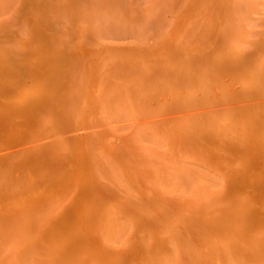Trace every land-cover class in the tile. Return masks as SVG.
Returning a JSON list of instances; mask_svg holds the SVG:
<instances>
[{"label": "rangeland", "instance_id": "374dc122", "mask_svg": "<svg viewBox=\"0 0 264 264\" xmlns=\"http://www.w3.org/2000/svg\"><path fill=\"white\" fill-rule=\"evenodd\" d=\"M194 1L0 0V173L2 174H0V220L2 219L0 239L5 240L3 238L7 237L6 239L11 238L12 241L14 239L22 241L26 238L23 244L33 245V264H64V262L69 264L67 261H73L77 251L83 252L81 256L86 253L84 257H88L86 260L75 259L80 264L82 260L85 262L89 259L93 264H98V260H101L102 264H162L164 257L169 262L173 261L170 264H179L180 256L182 264H210L219 259L220 264H264V258L259 254L245 255L253 249L251 247L253 245L264 248V237H262L264 236L262 232L264 230V114L260 112V108L251 106L259 104V101L264 99V79L258 81L256 75L253 80L246 79L250 84L246 86V81L244 85L242 84V74L234 78L219 67H215L216 58L220 57L218 54H224L227 49L228 51H225L227 54L231 50H236L231 55L232 65L236 56L248 57L247 64L251 69L256 72L261 68L264 69V54L261 53L262 50L260 52L257 50L260 46V48L264 47V0H223L219 9L227 8L226 10L232 11L227 14H215L216 9L213 5L218 8L217 4L220 2L212 1L211 5L202 7L204 5L200 6L197 1L198 6L194 3L198 7L196 8L192 5ZM209 6H212V9ZM109 26L111 28L108 29ZM234 39L239 42L234 44ZM217 41L220 42L219 45ZM216 51L219 53L217 54ZM210 77L213 79H209ZM127 86L131 91H127ZM238 90L257 92L261 99H238L233 94V91L238 92ZM118 95L120 98H114ZM66 97L70 101L68 104ZM119 99L124 100L123 103L128 102L124 103L125 108ZM67 105L71 108L70 111L65 109ZM117 105L122 108H119V112L115 111ZM102 106L106 108L103 109ZM101 108L106 110L105 113ZM249 108L252 119H261L258 123L259 131L256 133L246 122L237 120L233 125L231 121L228 122L230 119L228 112ZM40 116L47 118V121L43 118L46 123L49 122V124L45 123L46 127ZM155 127L157 132L153 129ZM55 139L61 148L55 147ZM87 141L91 144L88 142L89 144L86 145ZM166 141L172 144L169 146ZM182 141L183 143L180 144ZM188 142L193 143L189 147L193 146L195 148L193 152L201 158L203 154L208 153L203 159L199 156L200 160L204 161L203 166L200 161H196L195 156L198 158V155L191 152L193 148H187ZM201 145L208 150L205 151L204 147H200ZM154 152L156 153L153 154ZM146 154L150 155L146 156ZM89 155L95 156L96 159L102 158L103 163L99 160L100 166H93L91 158H88ZM83 156L88 160H84ZM146 159L153 162H147ZM144 161L147 163L145 170ZM61 163H66L63 164L64 169ZM138 163H141V167ZM148 163L151 164L153 172L149 171L151 168ZM61 169L70 172H66V175ZM91 169H95V172L90 171ZM113 169L114 171H111ZM143 170L148 172L145 173ZM214 170L219 174H215ZM70 173L72 178L75 176L72 179L74 189L71 185ZM221 173L223 175H220ZM18 175L20 178L17 177ZM222 176L225 177L224 181ZM145 177L147 179L149 177L150 181ZM215 177L216 183L223 181V185L218 186V184V187H213L216 185ZM219 178L221 180L217 181ZM65 181H69V184ZM74 181L77 183L73 184ZM225 181L227 183L224 185ZM12 185L13 189H11ZM149 185L153 186L152 193L154 191L159 193L163 203L157 200V192L155 193L157 197L150 193L152 189ZM65 186L67 187L64 188ZM148 187L150 191L147 190ZM198 187L204 189L209 187L210 190L203 189L204 196L200 200L192 201L197 191L203 192ZM7 188L12 192L10 193ZM60 188L61 191L65 189L64 194L68 188L72 189L67 191L69 200V197L65 199L67 193L57 195L56 192ZM53 190L55 191L52 192ZM61 191H58V194ZM217 191L219 192L216 193ZM61 195L64 198H61ZM162 195L164 197H161ZM237 196L243 200H239ZM53 198L60 199L59 206H63L58 209L59 211L56 210L58 211L56 214L48 212L50 214L44 215L46 218H40L46 222L43 228L44 222L42 220L39 222V216L37 217L36 214L39 215L40 210L47 208L46 205H49ZM214 199H216L214 203L218 204L217 212L207 213V208L212 210L207 201L213 202ZM244 200L246 205H243ZM40 203L42 205L47 203L46 207L41 209ZM64 203L69 204L65 206ZM170 205L178 210H174ZM64 207L67 212H61L65 216L68 214L66 221L62 218L64 216L60 217L62 214L57 216ZM109 207L113 209L112 212L106 210L110 209ZM30 209H33L32 218H29V212L26 213ZM132 210L146 220L140 219L139 215L137 217ZM179 210L183 211L179 213ZM92 213L93 216H89ZM108 213L113 215L119 227L126 228L124 223L128 227L127 231H122L123 229L117 231V236H120L117 239L114 235L116 238V240L113 238L114 242H110L112 239L109 242L106 240L113 246L110 248V253L107 248L109 246L105 248L106 241L104 246L100 241L101 238L96 234L98 232L95 231L103 224L104 215ZM229 213L232 215L230 216ZM15 215H19L17 221L14 219ZM86 215L87 218L84 217ZM54 218L62 222L59 224L62 225L61 229L66 226V229L63 228L66 233L61 231L65 234L57 232L60 227H55L57 229L55 231L54 225L57 223H54L57 219ZM196 218L202 222L196 220L198 224L192 223ZM3 219L7 225L3 223ZM9 219L10 221H7ZM52 221L54 225L50 224ZM34 222L42 224L41 227L34 224L41 229L34 230ZM100 223L102 224L99 225ZM203 223H208L216 230L211 234L210 230H205ZM229 223L235 224L233 225L236 231L235 240L223 239V247L220 244L214 245L216 252L208 241L221 234L220 228L223 229ZM19 224L21 225L18 226ZM22 224H26L23 233L27 237L19 240L21 236L15 226L20 227L21 231ZM3 225L8 229L2 227ZM158 226L166 234L165 239L163 234L160 235ZM199 231L210 236L207 241L208 247L207 243L197 238L198 235H191ZM10 232L11 236L8 235ZM100 233L101 231L98 235ZM138 233L142 236H138ZM16 234L20 237L13 238ZM74 238L84 241L82 244L85 249L78 248L80 245L76 246ZM168 239H170L169 244H167ZM79 240L76 242L80 244ZM64 242L67 245L65 250L69 249L68 253L71 252L70 248L73 250V253L69 254L73 259L67 253L61 254L65 252ZM141 242L145 243L146 250H150H148L149 257L143 255L147 252H144V247L141 248ZM241 242L242 246L239 245ZM95 243L98 247H102L99 251ZM200 243L205 245H198ZM249 243L254 244L250 246ZM86 244L91 246L87 247ZM42 245L44 248L53 247L56 250L51 252L50 249L51 253L48 254L47 249L45 248L44 251ZM93 245L96 252L91 248ZM245 245L250 250L243 251ZM0 249L3 251L1 246ZM90 249L96 255L93 256ZM223 249H229L225 261L222 257L226 256L219 255ZM237 249L244 256L236 254ZM59 251L61 255H58ZM170 251H173L174 256ZM1 252V260L11 257L9 251L4 252V254L8 252L7 255ZM89 252L91 255L88 256ZM207 253H210L209 260ZM66 254L69 258H64ZM55 255L59 262L55 260ZM92 257H96V260ZM260 257L262 263L259 261Z\"/></svg>", "mask_w": 264, "mask_h": 264}, {"label": "bare ground", "instance_id": "6f19581e", "mask_svg": "<svg viewBox=\"0 0 264 264\" xmlns=\"http://www.w3.org/2000/svg\"><path fill=\"white\" fill-rule=\"evenodd\" d=\"M174 1H175V0H174ZM187 1H188V0H187ZM187 1L185 0V2H187ZM190 1L192 2V1H194V0H190ZM197 1H199L200 6H201V5H204V6H202V7H205V5H206V6H207V5H211L212 3H210V2H212V1H214V2L217 1L218 3L220 2V4H217L218 8H217L216 6L213 5V8L216 9V10L214 11L215 14H216V13L227 14V13H230L229 11H231L230 9L226 10L227 8H226L225 10H224V9H223V10L219 9V7H220V8L222 7V5H221L222 3H221V2H222L223 0H196V2H197ZM191 2H190V4H191ZM196 2L194 1L192 5L195 6L196 8H198V7H197L198 4H197ZM172 3L174 4L173 1H172ZM194 3H196L197 6H196ZM183 4H184V3H183ZM183 4H182V5H183ZM190 4H189V5H190ZM10 5H11V4H10ZM187 5H188V4H187ZM189 5H188V6H189ZM192 5H191V6H192ZM236 5H237V4H236ZM209 7H211V9H212V6H209ZM8 8H10V7H8ZM180 8H181V6H180ZM189 8H190V7H189ZM189 8H188V9H189ZM3 9H4V8H3ZM74 9H75V8H74ZM211 9H209V10H211ZM4 11H6V10H4ZM8 11H9V10H8ZM187 11H188V10H187ZM86 12H87V11H86ZM188 12H189V11H188ZM192 12H193V10H192ZM231 12H232V11H231ZM72 13H73V12H72ZM2 14H3V13H2ZM189 14H190V13H189ZM191 14H192V13H191ZM221 14H220V15H221ZM181 15H182V14H181ZM192 15H193V14H192ZM193 16H194V15H193ZM125 18H126V16H125ZM43 19H46V18H43ZM40 20H41V19H40ZM86 20H87V19H86ZM121 20H122V19H121ZM182 20H183V18H182ZM87 22H88V21H87ZM24 23H25V22H24ZM37 23H39V22H37ZM52 24H53V23H52ZM54 24H55V23H54ZM44 25H46V24H44ZM100 26H101V25H100ZM109 28H111V27L109 26L108 29H109ZM49 29H50V28H49ZM58 29H59V28H58ZM53 31H54V28H53ZM108 31H109V30H108ZM97 32H98V30H97ZM119 32H120V31H119ZM103 33H104V32H103ZM110 33H111V32H110ZM61 34H62V33H61ZM96 34H98V33H96ZM96 34H95V35H96ZM229 38H230V37H229ZM51 40H52V39H51ZM238 42H239V41H235V39H234V44H237ZM232 43H233V42H232ZM219 44H220V42L218 43V41H217V45H219ZM50 45H51V42H50ZM258 46H260V44H259ZM229 47H230V46H229ZM229 47H226V48L230 49ZM256 47H257V46H256ZM260 47H261V46H260ZM260 47H258L257 50H258L259 52L262 50L261 53L264 54V47H262V48H260ZM213 48H214V47H213ZM250 48H251V47H250ZM250 48H249V49H250ZM219 49H221V48H219ZM212 50H215V49H212ZM221 50H222V49H221ZM221 50H218V49H217V51H219L220 53L222 52ZM217 51H216V53L218 54L219 52H217ZM225 51H228V50L226 49ZM225 51H224V54H222V55H219V54H218V56H220V57H217V55H216V57H217V58H216V60H217V61H216L217 64L215 65V67H219V68H220L221 70H223L225 73L231 74L232 77H234V76L237 77L238 75L240 76V75L242 74V75H241V77H242V80H241V81H242V84H243V85H244V82L246 81V79L249 80V78L252 79L253 77L256 78V77L258 76V77H257V78H258V81H260V80L262 81V79H264V69L261 68L260 71L258 70L257 72H256V70L251 69V68H250V65L247 64L248 57H239V56H236V57H235L236 59L234 60L233 65H232V64H231V62H232V61H231V55H233V54L236 52V50H234V51L231 50L232 52L230 51V53H228V54H227V52H225ZM258 51H257V52H258ZM239 52H240V51H239ZM239 52H238V53H239ZM249 52H251V51H249ZM253 52H254V50H253ZM251 53H252V52H251ZM251 53H247V54H251ZM245 54H246V53H245ZM248 56H249V55H248ZM214 59H215V58H214ZM208 63H209V62H208ZM78 64H82V63H81V62H78ZM205 64H207V62H206ZM214 64H215V63H214ZM214 64H212V65H214ZM251 64H252V63H251ZM122 65H123V64H122ZM122 65H121V66H122ZM201 65H202V64H201ZM203 65H204V64H203ZM210 65H211V64H210ZM119 66H120V65H119ZM54 67H55V66H54ZM205 67H207V66H205ZM222 67H223L224 69H223ZM251 67H252V65H251ZM130 68H131V67H130ZM203 68H204V66H203ZM208 68H210V67H208ZM19 69H20V68H19ZM19 69H18V71H19ZM74 69H75V68H73V71H74ZM76 69H77V68H76ZM124 69L126 70L125 66H124ZM124 69H123V71H124ZM204 70H207V69H204ZM211 70H212V69H211ZM22 71H23V69H22ZM208 71H209V69L207 70V72H208ZM74 72H75V71H74ZM210 72H211V71H210ZM76 73H77V71H76ZM126 73H127V72H126ZM134 73H135V72H133V74H134ZM159 73H160V72H159ZM74 74H75V73H74ZM135 74H136V73H135ZM136 75H137V74H136ZM170 75H171V74H170ZM256 75H257V76H256ZM205 76H207V75H205ZM255 76H256V77H255ZM73 77H74V76H73ZM75 77H78V76L75 75ZM136 77H137V76H136ZM207 77H208V76H207ZM235 77H234V78H235ZM147 78H148V76H147ZM103 79H104V78H103ZM194 79H195V78H194ZM205 79H207V78L205 77ZM209 79H213V78L210 77ZM243 79H244V80H243ZM77 80H78V78H77ZM98 80H99V79H98ZM100 80H102V79H100ZM141 80H142V78H141ZM146 80H147V79H146ZM248 80H247V81H248ZM252 80H253V79H252ZM79 81H80V80H79ZM204 81H205V80H204ZM212 81H213V80H212ZM247 81H246L247 84H245L246 86H247V85H250ZM250 81H251V80H250ZM250 81H249V82H250ZM72 82H73V81H72ZM101 82H102V81H101ZM104 82H105V81H104ZM13 83H14V82H13ZM75 83H77V81H76ZM75 83H74V84H75ZM79 83H80V82H79ZM257 83H258V82H257ZM100 84H102V83H100ZM251 85H252V84H251ZM102 86H103V85H102ZM246 86H245V87H246ZM4 87H5V86H4ZM117 87H118V86H117ZM117 87H116V88H117ZM127 87H128V86H127ZM127 87H126V89H127ZM242 87H243V86H242ZM101 88H102V87H101ZM116 88H114L113 91H115ZM239 88H240V87H239ZM239 88H238V89H239ZM119 89H120V88H119ZM121 89H122V88H121ZM98 90H99V89H98ZM128 90L131 91V90L129 89V87H128L127 91H128ZM7 91H8V90H7ZM102 91H104V89H103ZM109 91H110V90H109ZM122 91H124V90H122ZM127 91H124V92H127ZM238 92H239V90H238ZM238 92L233 91L234 96H235L236 98H238V99L255 98V99L257 100V99L260 98V96H259V94H257V92H253V91H250V90H244V91L242 90V91H240L239 93H238ZM112 93H113V92H112ZM117 93H118V92H117ZM121 93H122V92H121ZM128 93H130V92H128ZM230 93H231V92H230ZM261 93H262V92H261ZM25 94H27V92H26ZM103 94H104V92H103ZM75 95H76V94H75ZM119 95H120V94H119ZM119 95L116 96V97H114V98L119 97ZM123 95L126 96L125 93H123ZM130 95H131V93H130ZM132 95H133V94H132ZM19 96H20V95H19ZM77 96H78V95H77ZM121 96H122V94H121ZM134 96H135V95H134ZM52 97H53V96H52ZM106 97H107V96H105V98H106ZM122 97H123V96H122ZM136 97H137V95H136ZM136 97H135V98H136ZM241 97H242V98H241ZM53 98H54V97H53ZM66 98H68V97H66ZM75 98H76V97H74V99H75ZM119 98H120V97H119ZM123 98H125V97H123ZM123 98H122V99H123ZM71 99H72V98H71ZM108 99H109V98H108ZM108 99H107V100H108ZM137 99H138V98H137ZM260 99H261V98H260ZM76 100H77V99H76ZM78 100H79V99H78ZM103 100H104V98H103ZM119 100H120V99H119ZM256 100H255V101H256ZM65 101H66V100H65ZM72 101H73V100H72ZM104 101H105V100H104ZM110 101H111V100H110ZM115 101H116V100H115ZM117 101H118V100H117ZM117 101H116V102H117ZM123 101H124V100H122V101L120 100V102H122V104H124L125 102H126V104L128 103L127 101H125V102L123 103ZM68 102L70 103L69 98L67 99V102H66V103L68 104ZM106 102H107V101H106ZM106 102H105V103H106ZM133 102H134V100H133ZM133 102H132V103H133ZM259 102H260L259 104H254V105H251V106H253V107L257 108V109L260 108V110H261L260 112H262V114H264V99H262V101L260 100ZM109 103H110V102H109ZM111 103H112V102H111ZM97 104H98V103H97ZM120 104H121V103H120ZM120 104H119V106H120ZM122 104H121V106H122ZM134 104H135V102H134ZM134 104H132V105H133L132 108L135 110V108H134ZM64 105H66V104H64ZM70 105H74V104H70ZM100 105H101V104H100ZM103 105H105V104H103ZM95 106H96V105H95ZM117 106H118V105H117ZM119 106H118L117 109H115V111H118V112H119V108L121 107V106H120V107H119ZM135 106H136V105H135ZM102 107H103V109L106 108V106H102ZM125 107H126V105L124 104V105H123V108H125ZM60 108H62V107H60ZM109 108H110V107H109ZM65 109H67V111H70L69 109H71V108H68V105H67V106L65 107ZM101 109H102V108H101ZM103 109H102V110H103ZM120 109H122V108H120ZM127 109H128V108H127ZM127 109H126V110H127ZM107 110H108V109H107ZM236 110H237V109H236ZM236 110H235V111H232V112H228L229 114L227 113L228 116H229V118H230L228 122L231 121V122H232L231 125L235 124V122L238 120L239 122H240V121H242V122H246V124H248V125L250 126V128L253 130V132L256 133L257 131H259V130H258V123H259V121H260L261 119H252L251 116H250V111H251L250 108H249V109H239V111H238V110L236 111ZM252 110H253V109H252ZM67 111H66V112H67ZM103 111H104V110H103ZM105 111H106V110H105ZM105 111H104V113H105ZM219 111H221V109H219ZM258 111H259V110H258ZM47 112H48V111H47ZM59 112L61 113V111H59ZM74 112H75V111H74ZM120 112H121V111H120ZM49 113L51 114V116L53 115L50 111H49ZM106 113H107V112H106ZM42 114H43V113H42ZM42 114H41V115H42ZM44 115H45V114H44ZM44 115H42V116H44ZM119 115H120V114H118V116H119ZM125 115H126V114H125ZM47 116H49V114H47ZM64 116H66V114H65ZM71 116H72V114H71ZM123 116H124V115H123ZM228 116H227V117H228ZM40 117H41V116H40ZM49 117H50V116H49ZM49 117H48V119H49ZM72 117H73V116H72ZM121 117H122V116H121ZM43 118H44V117H41L40 119L44 121L43 123H44V126H45V123H46V121H47V118H44V119H46V121H45ZM38 119H39V118H38ZM67 119H68V118H67ZM41 120H39V121H40V124H41ZM50 120H51V119H50ZM70 120H71V118H70ZM70 120H68V121H70ZM89 120H90V119H89ZM35 121H36V120H35ZM212 121H214V120H212ZM90 122H91V121H88V123H90ZM47 123L49 124V122H47ZM47 123H46V124H47ZM72 124H73V123H72ZM213 124H214V123H213ZM227 124H228V123H227ZM256 124H257V125H256ZM67 125H69V124L67 123ZM70 125H71V124H70ZM70 125H69V127H70ZM165 125H166V124H165ZM172 125H173V124H172ZM4 126H5V125H4ZM46 126H47V125H46ZM46 126H45V127H46ZM71 126H72V125H71ZM84 126H86V125H84ZM89 126H91V125H89ZM220 126H221V125H220ZM225 126H226V125H225ZM6 127H7V126H6ZM13 127H14V126H13ZM67 127H68V126H67ZM150 127H151V126H150ZM72 128H73V126H72ZM146 128H147V127H146ZM14 129H15V128H14ZM38 129H39V128H38ZM153 129H154L156 132L158 131V130L156 129V127L153 128ZM229 129H230V128H229ZM22 130H23V129H22ZM159 130H161V129H159ZM23 131H24V130H23ZM67 131H68V130H67ZM69 131H71V130H69ZM69 131H68V132H69ZM168 131H169V130H168ZM39 132H40V131H39ZM42 133H44V132H42ZM47 133H50V132H47ZM154 133H155V132H154ZM173 133H174V132H173ZM211 133H212V132H211ZM220 133H221V132H220ZM44 134H45V133H44ZM59 134H60V133H59ZM61 134H62V133H61ZM61 134H60V135H61ZM43 136H44V135H43ZM164 136H165V135H164ZM48 137H49V136H48ZM71 137H72V136H71ZM190 137L192 138L191 135H190ZM56 138H57V137H56ZM65 138H66V136H65ZM65 138H64V139H65ZM167 138H168V137H167ZM69 139H70V138H69ZM72 139L74 140V138H72ZM82 139H83V138H82ZM57 140H58V139H57ZM59 140H60V139H59ZM65 140H67V138H66ZM73 140H72V141H73ZM161 140H162V139H161ZM69 141H70V140H69ZM162 141H163V140H162ZM55 142H56V139H55ZM88 142H89V141H87L86 145L90 143V142H89V143H88ZM56 143H57V144H56ZM56 143H54V144L56 145L55 147L58 146V147H57L58 149L61 148V147H60L61 145H58L59 142L57 141ZM166 143L169 144V146H170V144H172V142L170 143V141H169V142L166 141ZM181 143H183V141L180 142V144H181ZM212 143H213V142H212ZM60 144H61V143H60ZM90 144H91V143H90ZM164 144H165V143H164ZM192 144H193V143H192ZM192 144H190V143L188 142V146H187V148H190V149L193 148V146H192V147H189V145L191 146ZM233 144H234V143H233ZM184 145H185V144H183V146H184ZM83 146H84V145H83ZM177 147H178V146H177V144H176V148H177ZM184 147L186 148V146H184ZM200 147H204V146L201 145ZM42 148H43V147H42ZM57 148H56V149H57ZM154 148H155V147H154ZM181 148H182V147H181ZM185 148H183V149H185ZM58 149H57V150H58ZM151 149H153V148H150V150H151ZM178 149H179V148H178ZM194 149H195V148L191 149V150H192L191 152H193ZM201 149H202V148H201ZM204 149H205V147H204ZM0 150H1V149H0ZM57 150H56V153L58 152ZM153 150H154V149H153ZM153 150H152V151H153ZM158 150H159V149H158ZM158 150H157V151H158ZM187 150H188V149H187ZM207 150H208V149H205V151H207ZM233 150H234V149H233ZM239 150H240V149H239ZM43 151H44V148H43ZM59 151H61V150H59ZM145 151H146V149H145ZM147 151H149V150H147ZM155 151H156V149H155ZM196 152H197V150H196ZM59 153H63V152H59ZM146 153H147V152H146ZM150 153H151V152H150ZM155 153H156V152H154L153 154H155ZM193 153H194V152H193ZM198 153H199V152H198ZM18 154H19V153H18ZM151 154H152V153H151ZM194 154H195V153H194ZM200 154H201V151H200ZM205 154H208V153H205ZM205 154H203V156H204ZM19 155H20V154H19ZM149 155H150V154H148V155L146 154V156H149ZM156 155H158V153H157ZM195 155H198V154L196 153ZM212 155H213V154H212ZM90 156H91V157H90ZM199 156H200V155H198V158H196V156H195V159H197V160H196L197 162L200 161L201 164H202L201 166H203V162H204V161L202 162V161L200 160L201 156H200V158H199ZM203 156H202L201 159H203ZM205 156H208V155H205ZM222 156H223V155H222ZM81 157H82V156H81ZM83 157H84V156H83ZM85 157H86V156H85ZM85 157H84V158H85ZM87 157H88V156H87ZM193 157H194V155H193ZM219 157H220V156H218V158H219ZM68 158H69V157H68ZM84 158H83V159H84ZM88 158H91L90 160H91L92 163H93L92 165L95 166V167H97L98 165L100 166V164L98 163L99 160H100V161H99L100 163H101V160H102V163H103V159H102L101 157H100L101 159H99V157H98V159H96L95 156L92 157V155H89ZM88 158H87V159L85 158L84 160H88ZM142 158H143V157H142ZM142 158H141V159H142ZM214 158H215V157H214ZM214 158H213V159H214ZM222 158H223V157H222ZM83 159H82V160H83ZM94 159H95V160H94ZM191 159H193V158H191ZM11 160H12V159H11ZM11 160H10V161H11ZM13 160H14V159H13ZM69 160H70V159H69ZM82 160H81V161H82ZM96 160H97V161H96ZM146 160H148L147 162L150 161V163L153 162V161H151V160H149V159H146ZM204 160H205V161H210L211 159H210V160H206V159H204ZM224 160H226V159H224ZM231 160H232V159H231ZM71 161H72V160H71ZM95 161H96V162H95ZM106 161H107V159H106ZM106 161H105V162H106ZM111 161H112V160H111ZM136 161H138V160H136ZM228 161H229V160H228ZM60 162H61V161H59V163H60ZM74 162H76V161H74ZM77 162H78V161H77ZM142 162H143V161H141V163H142ZM215 162H217V161H215ZM70 163H71V162H70ZM95 163H96L97 165H95ZM115 163H116V162H115ZM115 163H113V164H115ZM141 163H140V164H141ZM150 163H148V166L150 165L149 167L151 168L149 171L153 172V171H152L153 168L151 167V164H150ZM211 163H212V162H211ZM220 163H222V162H220ZM235 163H236V162H235ZM10 164H11V162H10ZM57 164H58V163H57ZM61 164L63 165V164H66V163H61ZM138 164H139V163H138ZM140 164H139V165H140ZM146 164H147V163L144 161V163H143V166L145 165L144 168H143V166H142V168H143L144 170H145ZM213 164H214V163H213ZM59 165H60V164H59ZM104 165H105V164H103V166H104ZM106 165H107V164H106ZM139 165H138V167H139ZM198 165H200V164H198ZM211 165H212V164H211ZM235 165H236V164H235ZM66 166H67V165H66ZM66 166H65V169H67ZM101 166H102V165H101ZM107 166H108V165H107ZM153 166H154V165H153ZM205 166H207V165H205ZM78 167H79V166H78ZM104 167H106V166H104ZM115 167L117 168V166H115ZM140 167H141V165H140ZM140 167H139V168H140ZM223 167H224V166H223ZM61 168H62V166H61ZM100 168H103V167H100ZM139 168H136V169H139ZM142 168H141V169H142ZM215 168H216V167H215ZM10 169H11V168H10ZM58 169H60V168H58ZM63 169H64V165H63ZM70 169H71V168H70ZM79 169H80V168H79ZM111 169H112V168H111ZM114 169H115V168H114ZM114 169L111 170V171H114ZM209 169H210V168H209ZM234 169H235V168H234ZM236 169H237V168H236ZM75 170H76V169H75ZM92 170L94 171L95 169H91L90 171H92ZM139 170H140V169H139ZM139 170H138V171H139ZM144 170H143V172H145V173L148 172V171H144ZM147 170H148V169H147ZM212 170H213V168H212ZM221 170H222V169H221ZM221 170H220V171H221ZM59 171H60V170H59ZM61 171H63V170L61 169ZM68 171H69V170H68ZM68 171L65 170V171H63V173H64V172H65V173H66V172L68 173ZM81 171H82V170H81ZM98 171H99V170H98ZM140 171H141V170H140ZM167 171H168V170H167ZM170 171H171V170H170ZM181 171H183V169H182ZM214 171L216 172V170H214ZM217 171H219V170H217ZM224 171H226V170H224ZM224 171H223V174H224ZM2 172H3V171H2ZM10 172H11V171H10ZM69 172H70V171H69ZM74 172H76V171H74ZM78 172H79V171H77V173H78ZM88 172H89V171H88ZM94 172H95V171H94ZM115 172H116V170H115ZM151 172H149L148 175H150ZM157 172H158V171H157ZM47 173H48V172H47ZM67 173H66V175H67ZM85 173H86V172H85ZM96 173H97V172H96ZM155 173H156V171H155ZM212 173H213V171H212ZM0 174H1V173H0ZM19 174H20V173H19ZM57 174H59V173H57ZM100 174H101V173H99V175H100ZM112 174H113V173H112ZM164 174H165V173H164ZM190 174H192V172H191ZM215 174H219V172H218V173L216 172ZM223 174L221 173L220 175H223ZM1 175H2V174H1ZM28 175H29V174H28ZM78 175H79V174H78ZM155 175H156V174H154V176H155ZM208 175H209V174H208ZM220 175H219V177H221ZM21 176H23V175H21ZM63 176H64V174H63ZM69 176H71V173H70ZM156 176H157V175H156ZM165 176H166V175H165ZM165 176H164V177H165ZM209 176H210V175H209ZM211 176H213V175H211ZM9 177H10V176H9ZM17 177L20 178L19 175H18ZM17 177H16V178H17ZM23 177H24V176H23ZM74 177H75V176H73V178H72V176H71V185H72V179H74ZM97 177H98V176H97ZM141 177H142V176H141ZM54 178H55V176H54ZM62 178H63V177H62ZM65 178H67V177H65ZM68 178H69V180H70V177H68ZM78 178H79V177H78ZM78 178H76V180H78ZM145 178H146V177H145ZM60 179H61V178H60ZM92 179H93V178H92ZM146 179H147V178H146ZM215 179H217V178L215 177L214 180H215ZM222 179H223V181H224V180H225V177L222 176ZM53 180H54V179H53ZM57 180H58V179H57ZM79 180H80V179H79ZM79 180H78V181H79ZM138 180H139V178H138ZM147 180L150 181L149 177H148ZM214 180H213V181H214ZM220 180H221V179L219 178V180H217V181H220ZM7 181H8V180H7ZM15 181H16V180H15ZM223 181L220 182V183H216V180H215L216 185L213 184V185H214L213 187H218V186H220V185L223 183ZM19 182H20V181H19ZM19 182H18V183H19ZM41 182H43V181H41ZM54 182H55V181H54ZM65 182H66V181H65ZM75 182L77 183V181H74L73 184H75ZM142 182H143V181H142ZM20 183H21V182H20ZM66 183L69 184V181L66 182ZM66 183H65L64 185H66ZM145 183H146V182H145ZM226 183H227V182L225 181L224 185H225ZM10 184H11V183H10ZM10 184H9V185H10ZM38 184H39V182H38ZM78 184H79V183H78ZM218 184H219V185H218ZM9 185H8V186H9ZM13 185H15V184L13 183ZM13 185H12V186H13ZM21 185L23 186V184H21ZM56 185H57V184H56ZM124 185H126V184H124ZM217 185H218V186H217ZM222 185H223V184H222ZM6 186H7V185H6ZM67 186H68L69 188H71L70 185H67ZM67 186H65L64 188H66ZM121 186H122V185H121ZM226 186H227V185H226ZM56 187H57V186H56ZM60 187H61V186H60ZM62 187H63V186H62ZM72 187H73V189H74V186H73V185H72ZM149 187H151V185H149ZM149 187H148V189H147V188H146V189L150 191V188H149ZM152 187H153V186H152ZM152 187H151V189H152ZM222 187H224V186H222ZM222 187H221V188H222ZM13 188H14V186H13L11 189H13ZM21 188H22V187H21ZM21 188H20V189H21ZM28 188H30V187H28ZM69 188H68V190H67V189H66V190H67V191L72 190V189H69ZM95 188H96V187H95ZM121 188H122V187H121ZM123 188H124V187H123ZM123 188H122V189H123ZM125 188H126V187H125ZM5 189H6V187H5ZM8 189L10 190V193H11V192H12L11 189H10V188H7V190H8ZM26 189H27V188H26ZM186 189H187V187H186ZM198 189H202L203 192H201V191H197V193L194 194V196H195V195H196V196L192 198V201H193V200H200V199L204 196L203 193H205V191H204L205 189H207L208 191L210 190L209 187H208V188H205V189H204V188H199V187H198ZM203 189H204V190H203ZM48 190H49V189H48ZM63 190H65V189H63ZM63 190L61 191V188H60V189L58 190V191H61V192H59V194H58V191L56 190V191H57V192H56L57 195L60 196V193H63ZM96 190H97V189H96ZM123 190H125V189H123ZM147 190H145V191H147ZM221 190H222V189H220V191H221ZM54 191H55V190H53L52 192H54ZM67 191H66V193H67ZM74 191H75V190H74ZM16 192H17V191H16ZM25 192H26V191H25ZM28 192H29V191H28ZM52 192H51V194H53ZM64 192H65V191H64ZM152 192H153V189H152V191H151L150 193H152ZM156 192H157V191H154V193H152V194H153V196H155V197L158 196V197H157V198H158L157 200H160V198H159L160 195H159L158 192H157V193H156ZM190 192H192V191H190ZM195 192H196V190H195ZM218 192H219V191H217L216 193H218ZM49 193H50V192H49ZM66 193H65V194L63 193V195H66ZM155 193L158 194V195L156 196ZM193 193H194V192H193ZM16 194H17V193H16ZM25 194H26V193H25ZM147 194H148V193H147ZM152 194H151V195H152ZM189 194H190V193H189ZM13 195H14V194H13ZM63 195H61V198H64V197H62ZM67 195H68V196H67ZM67 195H66L65 199H66L67 197H69V192L67 193ZM71 195H73L72 197H74L73 192H71ZM50 196H51V195H50ZM59 196H58V197H59ZM47 197H49V196H47ZM56 197H57V196H56ZM141 197H142V196H141ZM151 197H152V196H151ZM155 197H154V198H155ZM161 197H164V195H162ZM184 197H185V196H184ZM237 197H238V196H237ZM136 198H138V197H136ZM233 198H234V196H233ZM235 198H236V197H235ZM238 198H239V197H238ZM29 199H30V198H29ZM69 199H70V197L68 198V200H69ZM138 199H139V198H138ZM150 199H151V198H150ZM244 199H245V197H244ZM135 200H136V199H135ZM157 200H156V201H157ZM180 200H181V199H180ZM215 200H216V199H214L213 202L210 201V200L207 201V204H209V205L212 207V210H210L209 208H207V210H208L207 213H211V214H212V212H214V211L217 212L218 204H217V203H214ZM217 200H218V199H217ZM239 200H241V198H239ZM242 200H243V199H242ZM242 200H241V201H242ZM59 201H60V199H58V198H53V199H51V202L49 203V205H48L47 203H46L47 205L45 204L46 206L49 207V209H48V207L45 208L46 206H45L44 204L42 205V204L40 203V204L42 205V206L40 205L41 209H42V207H44V206H45V207H44L45 209H44L43 211L40 210V211H42V212H41L42 214H40V211H39V215L36 214L37 217L39 216V217H38V220H39L40 218H42V217H45V216H44L45 214L47 215V214H50V213H52V212H54V213L56 214V212L59 211L58 209H59L60 207L62 208V206H63L62 204H60V205H62V206H59ZM61 201H62V200H61ZM144 201H145V200H144ZM160 201H162L161 203L164 202L162 199H161ZM183 201H184V200H183ZM188 201L190 202L189 199H188ZM236 201H237V200H236ZM26 202H27V201H26ZM66 202H67V201H66ZM167 202H169V201H167ZM177 202L179 203V201H177ZM216 202H217V201H216ZM219 202H220V200H219ZM231 202H232V201H231ZM244 202H245V200L243 201V205H246V203H244ZM138 203H139V201H138ZM144 203H146V202H144ZM144 203H143V204H144ZM165 203H166V201H165ZM165 203H164V205H165ZM224 203H225V202H224ZM239 203H240V202H238L237 204L239 205ZM28 204H29V203H28ZM32 204H33V203H32ZM64 204H65V206H66L67 203H64ZM68 204H69V203H68ZM68 204H67V206H68ZM71 204H72V203H71ZM71 204H70V206L73 205V204H72V205H71ZM146 204H147V203H146ZM237 204H235V205L237 206ZM231 205H232V203H231ZM233 205H234V204H233ZM30 206H31V205H30ZM236 206H235V207H236ZM27 207H28V206H27ZM40 207H39V208H40ZM170 207H171V205H170ZM170 207H169V208H170ZM172 207L174 208L175 206H172ZM172 207H171V208H172ZM245 207H246V206H245ZM245 207H244V208H245ZM31 208H32V207H31ZM86 208H87V207H86ZM109 208H110V209H106V210H107L108 212H109V211L112 212L113 209H112L111 207H109ZM232 208H233V206H232ZM18 209H19V208H18ZM24 209H25V207H24ZM47 209H48L49 211H47ZM133 209H134V208H133ZM135 209H136V208H135ZM189 209H190V207H189ZM241 209H242V207H241ZM245 209L247 210V208H245ZM245 209H244V211H246ZM37 210H38V209H37ZM56 210H58V211H56ZM71 210H72V209H71ZM79 210H80V209H79ZM171 210H172V209H171ZM174 210H178V209H175V208H174ZM183 210H184V209H183ZM183 210H182V211H183ZM16 211H17V210H16ZM18 211H19V210H18ZM61 211H63V213H64V211L67 212L66 207H64V210H63V209L60 210V214L58 213L57 216H60V215L62 214ZM83 211H85V210H83ZM180 211H181V210H179V213H180ZM182 211H181V212H182ZM25 212H26V211H25ZM28 212H29V218H32V217H33V209L28 210L26 213L28 214ZM48 212H50V213H48ZM68 212H69V211H68ZM132 212H133V210H132ZM134 212H135V211H134ZM134 212H133V213H134ZM137 212H138V211H137ZM186 212H187V210H186ZM188 212H189V211H188ZM216 212H215V214H216ZM232 212H233V211H232ZM22 213H23V212H22ZM36 213H37V212H36ZM88 213H89V212H88ZM93 213H94V212H93ZM93 213H92V215H89V216H93ZM133 213H132V214H133ZM170 213H171V212H170ZM172 213L175 215L174 212H172ZM17 214H19V213H17ZM23 214H24V213H23ZM65 214H66V213H65ZM82 214H83V213H82ZM94 214H95V213H94ZM112 214H114V213H112ZM134 214H135L136 216L139 215V214H136V212H135ZM176 214H177V212H176ZM229 214H230V216L232 215V213H229ZM95 215H96V214H95ZM177 215H178V214H177ZM181 215H182V214H181ZM5 216H6V215H5ZM15 216H16L17 218L14 217V219H16V221H17V219H19V217H18L19 215H15ZM22 216H23V215H22ZM62 216H64V217H62ZM67 216H68V214H67L66 216H65L64 214H62L60 217H62L63 220H65V218H66ZM79 216H81V213H80ZM87 216H88V215H86V216H84V217L87 218ZM114 216H115V215H114ZM139 216H140V219H142L143 216H141V215H139ZM243 216H244V215H243ZM243 216H242V217H243ZM60 217H57V218H60ZM129 217H130V216H129ZM137 217H138V216H137ZM144 217H145V216H144ZM8 218H9V217H8ZM24 218H25V217H24ZM45 218H46V217H45ZM57 218H54V219H57ZM117 218H118V217H117ZM168 218H169V217H168ZM171 218H172V217H171ZM171 218H170V219H171ZM20 219H21V217H20ZM42 219H43V218H42ZM42 219H40L39 222H42V221L44 222V220H42ZM48 219H50V217H49ZM143 219H144V218H143ZM143 219H142V220H143ZM188 219H189V218H188ZM3 220L5 221V219H3ZM21 220H22V219H21ZM41 220H42V221H41ZM52 220H53V219H52ZM60 220H61V219H60ZM66 220H67V219H66ZM66 220H65V221H66ZM115 220H116V219L113 217V215H111V213H108L107 215H104V218H103V224L100 223L99 225H101V224H102V225H101L99 228H98V227H97V228L95 227V228H96L95 231H97L98 233L101 231L100 235H98V233H96V232H95V233L97 234L98 237L101 238L100 241L103 243V245L105 246V244H106L105 248H106L107 246H109V247H107V248L109 249V253L111 252V251H110V248L113 247L111 244H108L109 240H111V239L113 240V238H115V236H116L117 239H118L120 235L117 236V231H121V230L123 229V228H121L122 226L119 227V225L115 222ZM126 220H127V219H126ZM144 220H146V219H144ZM177 220H178V218H177ZM182 220H183V219H182ZM186 220H187V219H186ZM186 220H183V221H186ZM196 220H197L198 222H202L201 220H199L198 218H196L194 221H192V223H194V224H198ZM0 221H2V219H1ZM4 221H3V223H4L5 225H7V222L5 221V222H6V223H5ZM7 221H10V219L7 220ZM13 221H15V220H12V222H13ZM36 221H37V219H36ZM50 221H51V220H50ZM53 221L55 222V220H53ZM53 221H52L50 224H53V223H54ZM57 221H58V222H57ZM57 221L54 223V224L57 223L56 225L53 224V225H54V228H55V227L58 228V227L62 226V225H59V224H62V222H59V219H57ZM65 221H63V222L66 223ZM178 221H179V220H178ZM23 222H24V221H23ZM26 222H28V220H26ZM127 222H128V221H127ZM143 222H144V221H143ZM149 222H150V221H149ZM14 223H15V222H14ZM14 223H12V224H14ZM17 223H19V222H17ZM21 223H22V222H21ZM24 223H25V222H24ZM35 223H36V225L38 224L37 222H34L33 225H34ZM45 223H46V222L43 223V224H44V227L42 226L43 228H45ZM118 223L121 224V223H122V220H121V223H120L119 221H118ZM123 223H124V222H123ZM144 223H145V222H144ZM151 223H152V221H151ZM192 223H190V224H191V226L193 227L194 225H193ZM242 223H243V222H242ZM9 224H10V223H9ZM50 224H49V225H50ZM153 224H154V223H153ZM203 224L205 225V226H203V227L205 228V230H207V231L210 230V231H211V234H212V231H213V230H214V231L216 230V229H214V227H212L211 225H208V223H207V224L203 223ZM1 225H2V224H1ZM20 225H21V224H19L18 226H20ZM22 225H23V224H22ZM25 225H26V224H25ZM25 225H23L24 227L21 226V227H22V230H21V231H20V229H21L20 227H16V226H15V229L17 228V231H18V233H19L20 236H21V238H20L19 240H21L22 237L24 238V237L26 236V235H24V233H23V232H24L23 230H25V228H26ZM36 225H34V227H35L34 230H35L36 228L41 229V228L38 227V226L40 225V223L38 224V226H36ZM41 225H42V224H41ZM41 225H40V227H41ZM49 225H48V226H49ZM129 225H130V224H129ZM147 225H148V224H147ZM233 225H235V224L229 223L228 226L225 225V227H224L223 229L220 228V232H219V233H221L222 235H221V234H218V235H216L214 238H211L210 241H208V239H209L210 236H209L208 234H207V235H206V234H201L200 231H199V232H196L197 234L194 233V234H191V235H192V236H194V235L197 236V235H198L197 238H199L200 241L203 240L205 243H207V241H208L209 245H210L211 247H213V248H215L214 245H217V244H220L221 247H223V246H224L223 239H224V240L227 239V240H230V241H231V240H232V241L235 240V239H234V232H236V231H234V226H233ZM237 225H238V224H237ZM148 226H149V225H148ZM2 227L6 228L7 226H4V225H3ZM46 227H47V226H46ZM124 227L128 228V227L126 226L125 223H124ZM131 227H132V226H131ZM159 227H160V226H158V228H159ZM172 227H173V225H172ZM187 227H188V226H187ZM4 228H3V229H4ZM10 228H12V226H11ZM19 228H20V229H19ZM43 228H42V229H43ZM56 228H55V231L57 230ZM63 228H64V226L62 227V229H61V227L58 228L57 232H59V231H60V232H61V231L65 232V231L63 230ZM126 228H124L122 231H124V230L127 231ZM160 228H161V227H160ZM160 228H159V230H160V232H161L160 235L163 234V239H165V238H164V237H165L164 235H166V234H164V231L162 230V228H161V229H160ZM179 228H180V227H179ZM193 228H194V227H193ZM197 228H198V227H197ZM199 228H200V227H199ZM199 228H198V229H199ZM7 229H8V227H7ZM46 229H47V228H46ZM51 229H53V228H51ZM59 229H61V230H59ZM64 229H66V226H65ZM171 229H172V228H171ZM186 229H187V232L190 231V230L188 231V228H186ZM200 229H201V228H200ZM237 229H238V228H237ZM239 229H241V228H239ZM13 230H14V226H13ZM47 230H48V229H47ZM141 230H142V229H141ZM222 230H223V231H222ZM15 232H16V231H15ZM42 232H43V231H42ZM63 232H61V234H62ZM217 232H218V231H217ZM241 232H242V230H241ZM262 232H264V230H262ZM16 233H17V232H16ZM65 233H66V232H65ZM65 233H63V234H65ZM123 233H124V232H123ZM166 233L168 234V232H166ZM189 233H190V232H189ZM191 233H193V231H191ZM198 233L201 234V235H199ZM10 234H11V232L8 233V235H10ZM19 234H18V235H17V234L14 235L13 238H15V237L18 238V237H20ZM21 234H22V235H21ZM96 234H95V235H96ZM130 234H131V233H130ZM138 234H139V233H138ZM181 234H182V233H181ZM23 235H24V236H23ZM66 235H67V234H66ZM114 235H115V236H114ZM168 235H169V234H168ZM255 235H256V233H255ZM10 236H11V235H10ZM63 236L66 237L65 235H63ZM63 236L61 235V237H63ZM80 236H81V235H80ZM80 236H78V237H80ZM138 236H142V234H141V235L139 234ZM146 236H147V234H146ZM192 236H191V238L193 239ZM259 236L261 237V235H259ZM26 237H27V236H26ZM75 237H77V236H75ZM82 237H83V236H82ZM121 237H123V236H121ZM121 237H120V238H121ZM169 237H170V235H169ZM189 237H190V236H189ZM262 237H264V236H262ZM6 238H7V237H6ZM6 238H5V237L3 238V239H5V240L0 239V240H1L0 246H1V248L3 249V251L0 249V250L2 251V252H1V251H0V252H1L2 254H4L5 251H9V254H11V257L8 258V259H2V260H1V257H2V256H1V257H0V264H33V245H31L30 243H29V244H23V243L26 242V240H27L26 238H25L24 240H22L23 242H22V241H15V239H14V241H15V242H14V241L11 240V238H8V239H6ZM240 238H241V237H240ZM74 239H75L76 246L80 245V246H78V248L81 247L80 249H83V248L85 249V247L83 246L84 244H82V243L84 242V241H83V238H81V240H82L83 242H81V241L79 240L80 238H78L77 240H76V238H74ZM145 239H146V238H145ZM170 239H171V238H170ZM170 239L167 240V242H168L167 244H169V240H170ZM41 240H42V239H41ZM65 240H67V239H65ZM78 240H79L80 244L77 243ZM102 240H103V241H102ZM106 240H107L108 242H107ZM112 240L110 241L111 243L114 242V240H113V241H112ZM115 240H116V238H115ZM146 240H147V239H146ZM146 240H145V243L147 242L146 244H148V241H146ZM195 240H196V239H195ZM38 241H39V240H38ZM42 241H43V240H42ZM67 241H68V240H67ZM71 241H72V240H71ZM76 241H77V242H76ZM105 241H106V242H105ZM191 241H192V240H191ZM196 241H199V240H196ZM39 242H40V241H39ZM65 242H66V241H65ZM65 242H64V245H65V246H64V250H65V248H66V246H67V245L65 244ZM68 242H70V240H69ZM68 242H66V243H68ZM104 242H105V244H104ZM156 242H157V244H158V241H156ZM163 242H164V241H163ZM192 242H194V241H192ZM88 243H90V242H88ZM96 243H97V242H96ZM96 243H95V244H96ZM145 243H144V242H143V243L141 242V244H142V245H141V248L144 247L145 250H144V249H142V250H144V252H145V251L147 252V253H143V255L146 254V255L148 256V250H149V249L146 250L147 247H146ZM151 243H152V241H151ZM160 243H161V242H160ZM195 243H196V242H195ZM197 243H198V242H197ZM208 243H207V247H208ZM43 244H44V243H43ZM72 244H73V243H72ZM97 244L99 245L100 243H97ZM97 244H96V247H98ZM143 244H144V245H143ZM154 244H155V242L152 244V246H153ZM249 244H250V246H251V245L254 244V243H249ZM70 245H71V244H70ZM81 245H82L83 247H82ZM110 245H111V246H110ZM139 245H140V244H139ZM150 245H151V244H150ZM196 245H197V244H196ZM198 245H205V244H203V243L201 244V243H200V244H198ZM239 245L242 246V245H243L242 242H241ZM260 245H261V244H260ZM68 246H69V243H68ZM71 246H72V245H71ZM86 246L89 247V246H91V245L88 246V245L86 244ZM104 246H103V247H104ZM156 246H157V245H156ZM162 246H164V245H162ZM168 246H169V245H168ZM42 247H43V245H42ZM69 247H70V246H69ZM94 247H95V246L93 245L91 248H93V249H94V252H96ZM164 247H165V246H164ZM251 247H253L252 250H250L249 247H246V245L243 247V248H244L243 251H245L246 249H249V250H250L249 253H246L245 255H247V254H250V255H256V254H259L262 258H264V248H259V247H257L256 245H253V246H251ZM45 248L47 249L46 251H47L48 254L51 253L52 250L55 249V248H53V247H50L51 252H49V251H50L49 247H45ZM45 248L43 247L44 251H45ZM52 248H53V249H52ZM67 248H68V247H67ZM74 248H75V247H74ZM74 248H73V249H74ZM99 248H102V247H98V250H97V251H99ZM75 249H76V248H75ZM80 249H79V250H80ZM87 249H88V248H87ZM160 249H161V248H160ZM165 249H166V247H165ZM168 249H169V248H168ZM55 250H56V249H55ZM55 250H54V251H55ZM57 250H58V249H57ZM66 250H67V249H66ZM66 250H65L64 253H61V254H64V255H65V253H67V254L69 255V254L73 253V250H71V248H70V251H71L70 253H68V250H69V249L67 250V252H66ZM77 250H78V249H77ZM77 250H76V251H77ZM171 250H173V249H171ZM211 250H212V249H211ZM215 250H216V252H217V249H216V248H215ZM228 250H229V249H223V251L221 250L220 253H219V255H221V256L225 255V256H226V255L228 254ZM74 251H75V250H74ZM103 251H104V250L102 249L101 252H103ZM149 251H150V250H149ZM237 251H238V249H237ZM62 252H63V249H62ZM90 252H91V254H93V252L91 251V249H90ZM90 252L88 253V256H89ZM170 252L172 253V256H174V255H173V254H174L173 251H170ZM208 252H209V251H208ZM210 252H211V251H210ZM41 253H42V252H41ZM57 253H58V255H61V254H59L60 251L57 252ZM76 253H77V255L74 254V255H76V257H74V260L77 259V258H79V259H77V260H81V258L84 259V260H86V259L88 258V257L85 258V257H86V256H85L86 253H84L83 256H81V254L83 253V252H81V251H77ZM7 254H8V252L5 253L4 255H7ZM43 254H44V253H43ZM67 254H66V255H67ZM91 254H90V255H91ZM103 254H104V253H103ZM231 254H232V253H231ZM236 254H240V255H242L243 253H241L240 251H238V253H236ZM58 255H57V256H58ZM68 255H67V256H64V258H65V257L69 258L70 255H69V256H68ZM94 255H96V253H94L93 256H94ZM101 255H102V254H101ZM184 255H185V254H184ZM209 255H210V253H207V254H206V256H207V260H209V259H208V256H209ZM62 256H63V255H62ZM84 256H85V257H84ZM102 256H103V255H102ZM227 256H228V255H227ZM227 256H226L225 258L222 257V258H223L222 260L225 261V259L227 258ZM231 256H232V255H231ZM242 256H244V255H242ZM55 257H56V255L54 256V258H55ZM70 257H71V256H70ZM72 257H73V256H72ZM72 257H71V258H72ZM110 257H111V255H110ZM148 257H149V256H148ZM183 257H185V256H183ZM261 257H260V260H259L260 262H261ZM3 258H5V256H4ZM64 258H62V259H64ZM89 258H90V257H89ZM92 258H94V257H92ZM98 258L100 259V257H98ZM103 258H104V257H103ZM105 258H106V257H105ZM111 258H112V257H111ZM167 258H168V257H167ZM169 258H171V257H169ZM218 258H220V256H219ZM57 259H58V258H57ZM57 259L55 258V260H56L57 262H59V259H58V260H57ZM72 259H73V258H72ZM94 259L96 260V257H95ZM163 259H164V260H163L164 262H163L162 264H167V263L170 264V263H173V261H172L173 258L170 259L172 262H169V260H167L166 257H164ZM165 259L167 260V262L165 261ZM180 259H181V256H180ZM180 259H179L178 262H179V264H182V263H180V262L182 261V259H181V260H180ZM184 259H185V258H184ZM254 259H255V258H254ZM74 260L71 261V262H69V260H68L67 262H68L69 264H80V262H78V261H76V260H75V262H74ZM84 260H82L83 262H82L81 264H93V263L91 262L92 260H90V259L87 260V261H85V262H84ZM154 260H155V259H154ZM219 260H220V259H219ZM219 260H216L215 263L212 261V262H210V264H211V263H212V264H220V263H219ZM222 260H221V261H222ZM99 261H100V264H102V263H101V260H98L97 263L99 264ZM25 262H26V263H25ZM60 262H61V261H60ZM103 262H104V259H103ZM153 262H154V261H153ZM155 262H156V261H155ZM157 262H159V261H157ZM165 262H166V263H165ZM112 263H113V261H112ZM261 263H262V262H261ZM61 264H62V263H61ZM64 264H67V263L64 262ZM160 264H161V263H160ZM222 264H223V263H222ZM224 264H225V263H224Z\"/></svg>", "mask_w": 264, "mask_h": 264}]
</instances>
